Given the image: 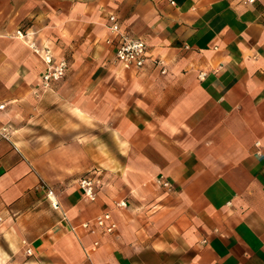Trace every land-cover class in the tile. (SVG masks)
<instances>
[{
	"label": "crops",
	"instance_id": "crops-1",
	"mask_svg": "<svg viewBox=\"0 0 264 264\" xmlns=\"http://www.w3.org/2000/svg\"><path fill=\"white\" fill-rule=\"evenodd\" d=\"M0 126V264H264V0H0Z\"/></svg>",
	"mask_w": 264,
	"mask_h": 264
},
{
	"label": "built area",
	"instance_id": "built-area-1",
	"mask_svg": "<svg viewBox=\"0 0 264 264\" xmlns=\"http://www.w3.org/2000/svg\"><path fill=\"white\" fill-rule=\"evenodd\" d=\"M252 2L253 0H249ZM173 3L172 1H170ZM108 27L110 33L117 37V45L115 48V59L121 65L126 68L133 67L136 69L142 68L146 62V53H147V44L139 39L134 37H129L120 32L119 24L117 18L114 14L108 16ZM107 43L110 41L107 40ZM33 51L40 55L43 63L45 64V70L41 76V85L42 87L48 88L51 84L59 81L65 74V71L68 68V63L64 58H56L50 48L44 47L40 48L36 46L35 43H30L29 45ZM154 63L161 67V72H164L162 61L155 60ZM7 132L5 128L0 132L2 138L8 139ZM157 183L161 184L163 187L168 188L169 183L164 180H157ZM78 187L81 192V196L86 200H94L96 197L95 190V180L90 175L82 176L78 180ZM46 197L48 198L50 205L53 209L59 208V202L53 192L49 189L46 192ZM118 207H126L125 201H119L116 203ZM93 223L96 228H100L102 231L111 233L116 228V223L111 219V215L108 212H103L98 215ZM88 222L82 224L83 228H88ZM91 233H94L95 229L92 228L89 230ZM30 254V250L27 251Z\"/></svg>",
	"mask_w": 264,
	"mask_h": 264
},
{
	"label": "rangeland",
	"instance_id": "rangeland-1",
	"mask_svg": "<svg viewBox=\"0 0 264 264\" xmlns=\"http://www.w3.org/2000/svg\"><path fill=\"white\" fill-rule=\"evenodd\" d=\"M92 66H94V65H92ZM5 128V131L7 132V136H8V139L10 138V136H11V133H10V131L8 130V128H6V126H3V127H1L0 126V132L3 130ZM0 138H2L1 136H0ZM3 139V138H2ZM8 139H6V140H8ZM50 188L48 187V188H46V190H45V193L47 192V190H49ZM46 195V194H45Z\"/></svg>",
	"mask_w": 264,
	"mask_h": 264
}]
</instances>
